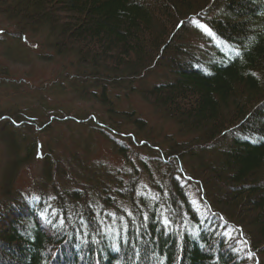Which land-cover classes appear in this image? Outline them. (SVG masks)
<instances>
[{
    "label": "trees",
    "instance_id": "obj_1",
    "mask_svg": "<svg viewBox=\"0 0 264 264\" xmlns=\"http://www.w3.org/2000/svg\"><path fill=\"white\" fill-rule=\"evenodd\" d=\"M0 20V264H264V0H0ZM27 38L61 63L46 81L11 68Z\"/></svg>",
    "mask_w": 264,
    "mask_h": 264
},
{
    "label": "rangeland",
    "instance_id": "obj_2",
    "mask_svg": "<svg viewBox=\"0 0 264 264\" xmlns=\"http://www.w3.org/2000/svg\"><path fill=\"white\" fill-rule=\"evenodd\" d=\"M0 22H3L0 20ZM5 24V22H3ZM1 26V23H0ZM6 26V25H5ZM28 40V46L25 50H20V52H27V57L29 58V63L28 64H22V65H13L11 68L14 71L15 75L17 77H24L28 78L32 81H46V79L54 76L58 70L60 69V61L54 60L52 62H40L36 59V53H43L44 48H39V45L37 44L34 46V44L37 42L39 43L40 40L37 38H27ZM34 53V54H32ZM134 103L136 104L137 108L139 109V112L143 114L144 117L150 121V125L154 126V132L159 133L157 130L160 131L159 128H157V122L156 117L153 116V112L149 108V106L145 105L142 102H138L137 100H134ZM157 122V123H156ZM161 132V131H160ZM155 133V134H156ZM94 155L93 157L97 160H106L107 162L109 161L110 163L114 164L116 159L109 153L108 147L105 146L103 143L100 144L99 140H96L94 143ZM118 164V163H115ZM36 165H29L24 167L21 171H19V175L17 176V182L16 185L21 188L22 190H27L30 187H32V182L34 181L36 174Z\"/></svg>",
    "mask_w": 264,
    "mask_h": 264
},
{
    "label": "snow or ice",
    "instance_id": "obj_3",
    "mask_svg": "<svg viewBox=\"0 0 264 264\" xmlns=\"http://www.w3.org/2000/svg\"><path fill=\"white\" fill-rule=\"evenodd\" d=\"M201 27H204V26H201ZM205 31L207 32V31H209L207 28H205ZM237 55H239V53L237 54Z\"/></svg>",
    "mask_w": 264,
    "mask_h": 264
}]
</instances>
